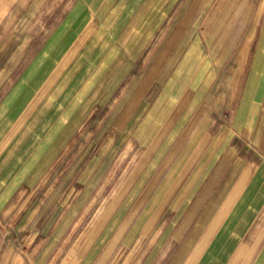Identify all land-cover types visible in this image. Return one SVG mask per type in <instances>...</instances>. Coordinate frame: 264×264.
<instances>
[{"label": "rangeland", "instance_id": "374dc122", "mask_svg": "<svg viewBox=\"0 0 264 264\" xmlns=\"http://www.w3.org/2000/svg\"><path fill=\"white\" fill-rule=\"evenodd\" d=\"M72 2L30 0L12 18V11L0 9V135L9 124L7 113L21 114L26 103L22 115L38 117L47 99L43 113L50 119L46 154L31 151L15 177L14 203L0 205V238L14 239L0 247V264H76L73 255L115 197L119 178L114 172L122 160L135 161L154 143L152 135L167 131L168 125L155 121L167 102L194 90L214 106L222 99L225 103L241 70L247 63L253 68L264 53V0H122L120 10L97 16L93 34L88 27L82 31L74 45L78 53L74 50L63 61L44 58L39 46L61 17L70 15ZM56 101L60 107L54 122L51 105ZM153 109L159 115L152 116ZM24 152L18 150L6 165L25 160ZM104 164L114 166L110 175H101ZM60 174L66 187L73 185L62 195L73 193L77 199L73 205L53 199L47 212L77 214L73 230L83 235L71 254L67 250L75 234L69 230L55 237L57 246L46 252L42 240L30 245L24 235L32 204L21 203L22 193L38 197L44 191L39 186L46 184L48 190ZM92 180L97 186L87 187ZM24 216L23 224L7 230L5 223L13 226Z\"/></svg>", "mask_w": 264, "mask_h": 264}, {"label": "crops", "instance_id": "0c3cea01", "mask_svg": "<svg viewBox=\"0 0 264 264\" xmlns=\"http://www.w3.org/2000/svg\"><path fill=\"white\" fill-rule=\"evenodd\" d=\"M29 1L5 0L0 9L12 11V18ZM121 5L122 0H73L70 15L62 16L39 46L44 48V58L63 61L74 50L78 53L74 45L82 31L88 27L93 34L97 16L104 18ZM88 37L89 33L83 44ZM258 60L253 68L247 63L241 70L225 103L222 99L214 106L194 90L182 100L167 102L165 111L155 118L168 125L167 131L152 135L154 143L135 161L122 160L114 172L119 178L115 197L80 247L77 237L83 233L73 230L77 214L47 212L53 199L70 205L77 199L73 193L62 195L73 185L66 187L61 174L48 190L46 184L40 185L44 191H38V197L32 191L22 193L17 203L32 204L27 220L26 213L13 226L5 223L7 230L14 231L25 222L24 235L31 239L30 245L42 240L45 252L53 251L55 237L69 230L67 234H75V239L67 253L79 247L80 255H73L78 258L76 264H264V53ZM26 104L17 116L7 113L9 124L0 135V156L5 158L0 161V205L14 203L19 182L15 177L31 151L40 157L47 151L50 119L44 107L38 117L22 115ZM51 107L55 122L60 104L56 101ZM156 113L153 109L152 116ZM21 149L25 160L6 165ZM113 167L104 164L101 175H110ZM73 168L71 164L69 171ZM97 184L93 181L87 187ZM40 220L44 223L36 228ZM2 238L0 247L5 249L13 238Z\"/></svg>", "mask_w": 264, "mask_h": 264}]
</instances>
